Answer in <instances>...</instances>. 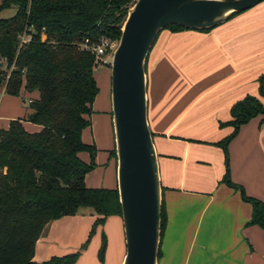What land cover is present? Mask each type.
I'll return each instance as SVG.
<instances>
[{
    "label": "crops",
    "instance_id": "0c3cea01",
    "mask_svg": "<svg viewBox=\"0 0 264 264\" xmlns=\"http://www.w3.org/2000/svg\"><path fill=\"white\" fill-rule=\"evenodd\" d=\"M261 76L264 1L208 32L159 33L146 65L147 120L166 216L157 264H264V231L246 226L251 205L238 191L220 183L224 156L213 145L231 134L230 126L219 124L231 120L234 103L247 95L264 103L258 93ZM101 107L95 98L92 108ZM89 132L91 140H84V130L83 142L93 144L96 151L105 148ZM228 151L231 181L264 204V123L260 124V117L240 128ZM77 215L96 219L87 209ZM117 217L109 216L105 222ZM78 246L79 241L71 252ZM45 248L46 239L39 238L35 262H40L37 254ZM119 251L117 264H122L125 245Z\"/></svg>",
    "mask_w": 264,
    "mask_h": 264
},
{
    "label": "trees",
    "instance_id": "16d2710c",
    "mask_svg": "<svg viewBox=\"0 0 264 264\" xmlns=\"http://www.w3.org/2000/svg\"><path fill=\"white\" fill-rule=\"evenodd\" d=\"M130 3L0 0V13L16 9L12 17L0 18V86L12 97L21 92L37 95L28 100L30 113L26 119L11 120L6 129H0V264H75L78 252L44 262L33 260L35 243L44 227L82 209L95 214L93 226L104 224L112 215L121 217L117 189L88 188L85 184L97 151L93 144L83 142L82 133L91 125L98 87L94 57L79 44L87 37L96 41L100 35L119 40ZM165 30L185 31L176 25ZM23 35H31V41L21 43ZM146 65L147 59L145 73ZM258 83L259 96L264 98V76ZM230 117L219 127L230 126L231 134L213 144L224 156L220 183L238 191L251 205L246 226L264 231V204L248 197L231 181L227 150L243 125L256 117L264 123V103L247 95L232 105ZM24 122L37 125L39 130L28 132ZM81 153L88 154L89 163L81 159ZM165 222L162 200L160 241Z\"/></svg>",
    "mask_w": 264,
    "mask_h": 264
},
{
    "label": "water",
    "instance_id": "95a60500",
    "mask_svg": "<svg viewBox=\"0 0 264 264\" xmlns=\"http://www.w3.org/2000/svg\"><path fill=\"white\" fill-rule=\"evenodd\" d=\"M264 0H138L127 11L110 63L117 192L123 225L122 264H157L161 183L147 120L145 63L157 36L176 25L214 29Z\"/></svg>",
    "mask_w": 264,
    "mask_h": 264
},
{
    "label": "rangeland",
    "instance_id": "374dc122",
    "mask_svg": "<svg viewBox=\"0 0 264 264\" xmlns=\"http://www.w3.org/2000/svg\"><path fill=\"white\" fill-rule=\"evenodd\" d=\"M15 12L14 7L5 10L0 13V18H10ZM110 63L111 61L108 60L105 65L98 66L94 70L98 87L96 99L102 107L100 110L92 108L91 125L86 129L87 134L84 140L89 142L91 140L89 131H93L97 139L102 141L101 144L105 143V148H97L94 168L87 174L86 185L91 188L117 189V155L112 123ZM2 91L3 87L0 86V129H5L11 120L26 119L30 113L28 100L37 95L21 93L17 97H12L1 94ZM105 107L107 110H103ZM25 128L29 130L28 132L39 129L37 125L28 122H25ZM80 157L85 163L90 162L88 154L81 153ZM116 219L97 226H93L95 220L92 217L81 215L66 216L58 222H50L44 227L39 237L46 239L48 248H45L44 252H38L37 257L40 262H44L53 257L68 255L72 253V248L79 241V246L74 251L79 253L75 264H117L120 258L119 250L124 247L125 242L122 220L120 217ZM103 245H105L104 248Z\"/></svg>",
    "mask_w": 264,
    "mask_h": 264
},
{
    "label": "built area",
    "instance_id": "2783aa9c",
    "mask_svg": "<svg viewBox=\"0 0 264 264\" xmlns=\"http://www.w3.org/2000/svg\"><path fill=\"white\" fill-rule=\"evenodd\" d=\"M137 1L138 0H131L129 8H131ZM42 39H44V36H42ZM20 40L21 43H28L31 41V35H23L21 36ZM117 45L118 40H112L108 37H105L104 35H100L96 41H93L88 37L84 38L79 44V48L93 55L95 70L96 67L105 65L108 60L111 61V57Z\"/></svg>",
    "mask_w": 264,
    "mask_h": 264
}]
</instances>
